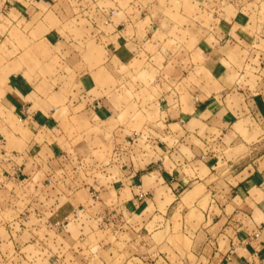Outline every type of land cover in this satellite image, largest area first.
<instances>
[{"label":"crops","instance_id":"1","mask_svg":"<svg viewBox=\"0 0 264 264\" xmlns=\"http://www.w3.org/2000/svg\"><path fill=\"white\" fill-rule=\"evenodd\" d=\"M238 1L0 0L13 264H264V27ZM141 54L165 90L137 130L112 124L122 109L98 76ZM106 148L111 169L95 170Z\"/></svg>","mask_w":264,"mask_h":264},{"label":"rangeland","instance_id":"2","mask_svg":"<svg viewBox=\"0 0 264 264\" xmlns=\"http://www.w3.org/2000/svg\"><path fill=\"white\" fill-rule=\"evenodd\" d=\"M238 3L240 5V10L244 12L242 14L245 16L246 20L247 18H249L250 27L254 30L257 29V32L261 33L262 27H264V0H239ZM226 5H228L229 7L228 12L230 13V10L232 9V7L229 4H226ZM176 6H178V4L174 5V2L171 5V7H176ZM175 21L182 23V24L186 23L185 25H187V27L188 26L194 27L195 25L194 22L196 20L177 19L176 17ZM201 21H203L204 24L206 25L205 27L209 29L212 26L214 19L207 17L205 20L201 19ZM243 22H246V21H243ZM240 57L242 58V56ZM244 59L245 58H242V64L245 63ZM249 69L250 67H246L245 71L247 72V74L245 73V75L251 77L252 72ZM116 70H117V73L114 74V76H112L110 81L104 78L105 80L104 82L102 77L98 76L100 80V84L106 83L114 90L113 97L117 99L116 109H119V110L122 109V112L117 117V119L116 120L113 119L112 124L124 123V120L126 119L125 121L128 122L129 127H134V129H137V130L141 129L142 125L145 126L147 124H151L153 117L159 112L158 106H157L158 104L157 102H155V100L165 90V88L160 86L158 83V77L161 74L160 71L157 70V68H153L151 66L150 61L146 58L145 55H142V54L138 59H134L127 66L121 65L118 68H116ZM120 99H122V101ZM8 123L13 125V122L11 119L8 120ZM76 149L78 150V154H82L86 156L90 154V152L92 153V150H93L92 148H89V147H80V146H78ZM107 149L109 148L102 149V151L97 150L93 153L95 154L96 156L95 159L97 160V162L95 163L97 164L100 162L99 165L96 166L97 169L95 170H99L101 168H108V170L111 169L109 167L111 166L112 162L108 163L109 157L106 158V156H104L103 154L105 153ZM72 150H74V148H70L69 153H72L73 152ZM111 150L112 148H110L109 151ZM109 161H110V158H109ZM101 162H104V163L102 164ZM69 163L71 164V162ZM71 165L72 167L68 166L66 168V170H68L69 172L68 176L73 174L74 172L73 170L77 168V165L81 166L80 164H77V165L71 164ZM86 165H87V160L83 164V168L80 169L81 171L78 170L77 168V172L78 171L81 172L80 173L81 178L83 176L84 177L87 176L86 172L88 171V168ZM50 166H51V169L55 168L54 164H51ZM63 166L64 167L67 166L66 161H63ZM59 167L56 166L57 170H60ZM73 179H76V177ZM53 181L47 180L48 186H50V183H52ZM72 184L73 186L76 187L80 185L81 183H80V180L78 179L77 181H75V183H73L70 177L67 178V184L65 187L70 186V189H71ZM18 198H19L20 205H21L23 201V199H21V193L19 194ZM65 200L66 198H63L60 200V202H65ZM81 200L84 201L85 198H82ZM7 201L11 203L10 196L7 193H2V188H0V264H13L14 263L13 261L14 259L11 258L14 253L13 243L10 242L11 240L10 238L12 237V235L7 230V227L4 225V223L11 220V217L13 215H11L12 214L11 211L2 209L3 204L5 206L7 204ZM7 225H8V222H7ZM148 229L151 232L150 234L154 232V226H149ZM176 230L178 229L176 228ZM139 233L144 234L145 233L144 229L143 230L139 229ZM154 239L157 242L160 240V237H154ZM142 247H143V251H145L144 245ZM160 250L162 252H166L167 248L166 246H163L161 247Z\"/></svg>","mask_w":264,"mask_h":264}]
</instances>
